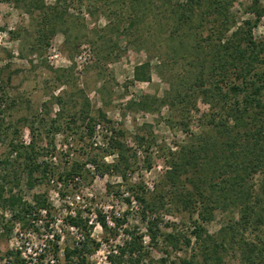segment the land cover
Masks as SVG:
<instances>
[{
	"label": "rangeland",
	"instance_id": "1",
	"mask_svg": "<svg viewBox=\"0 0 264 264\" xmlns=\"http://www.w3.org/2000/svg\"><path fill=\"white\" fill-rule=\"evenodd\" d=\"M250 1L233 0L231 12L237 23L249 16L246 8ZM260 2L264 5V0ZM70 13L78 15L86 28L72 31L66 44L63 35L56 33L45 45L39 43L26 14L11 3L0 2V161L10 160L6 168L0 165V186L4 197L11 193L31 202L34 195L44 194L50 204L48 215L40 212L37 219L13 220L9 206L0 200V264H67L65 248L85 241L81 228L69 230L65 224L63 219L69 210L79 213L91 227L83 264H109L107 255L117 250L125 238L123 229L146 233L141 205L132 198L130 204L124 200L130 193L128 188L140 192L135 186L141 184L150 200L166 169L168 151L182 144L189 133H199V118L207 112L201 100L196 101L197 111L184 117L179 109L170 106L168 98L162 102L170 90V77L182 72L181 64L168 62L162 66L158 59H150L145 51L136 50L115 33L106 36L102 27L107 20L102 15L91 18L83 10L80 14L74 10ZM253 33L256 37L264 34V17ZM96 50H101L99 56ZM106 52H110V58ZM146 61L149 81H135L134 67ZM140 101L146 105L140 107ZM84 109L88 119L93 117L95 125L100 126L94 128L91 136L88 119L83 118ZM99 111L109 124L100 119ZM111 127L124 133V140L135 154L127 182L113 173H99L89 162L94 156L106 163L112 161V156L102 157L100 149L106 144L110 135L106 130ZM135 135L143 136L147 142L139 145ZM20 143H31L38 153V162L45 163L50 172L45 177L43 173H33L32 187L22 160H15L10 154V145ZM73 163L80 167L77 180L61 181ZM259 179L254 177L256 182ZM61 192L66 196L61 198ZM232 213L237 219V214ZM232 213L215 211L212 220L201 225L218 239L219 229L227 226ZM99 216L110 227L112 219H124L125 223L110 234L100 227ZM159 216L161 232L184 235L191 243L171 249L163 237L153 244L144 237L147 262L158 264L165 257V250L169 261L196 254L190 234L196 214L189 216L166 203ZM49 234L54 235L53 240ZM241 234L254 238L250 230L240 231L237 236ZM222 255L224 264H240L233 243L226 246ZM195 260L202 263L199 256ZM72 264L80 261L74 258Z\"/></svg>",
	"mask_w": 264,
	"mask_h": 264
},
{
	"label": "trees",
	"instance_id": "2",
	"mask_svg": "<svg viewBox=\"0 0 264 264\" xmlns=\"http://www.w3.org/2000/svg\"><path fill=\"white\" fill-rule=\"evenodd\" d=\"M0 2L11 3L26 14L39 43L45 45L56 33L63 35L66 44L72 31L86 28L71 11L80 14L83 10L91 18L102 15L107 20L102 27L106 36L115 33L117 38L132 43L136 50L145 51L150 59H158L162 66L168 62L181 64L182 72L170 77V90L162 102L168 98L170 106L179 109L183 117L197 111V100L207 106V112L199 118V133H189L182 144L168 151L167 166L153 197L150 200L146 197L141 184L135 186L140 192L128 188L130 193L124 200L130 204L132 198L141 205L146 233L123 229L125 238L117 250L107 255L109 264H152L147 262L149 254L144 237L150 244L163 237L171 249L190 245L188 237L174 232L163 233L159 229V213L166 203L189 216L196 214L197 220L190 234L197 252L188 258L169 261L165 250V257H161L158 264H197L196 256L200 257L201 264H224L222 253L232 243L239 252L240 264H264V34L256 37L253 33L264 17V5L260 0L250 1L246 8L249 16L240 23L231 12L233 0ZM100 54L101 50L97 55ZM109 54L106 52L108 58ZM133 79L149 81L148 61L134 67ZM2 101L0 97V105ZM139 105L146 104L140 101ZM82 113L83 118L88 119L85 109ZM99 117L110 123L101 111ZM88 122L87 130L91 136L95 119L91 117ZM1 126L0 123V133ZM107 131L110 135L100 149L102 157L112 156V161L106 163L103 158L94 156L89 162L99 173H113L127 182L135 154L124 140L122 131L112 127ZM135 139L139 145L147 142L143 136L135 135ZM10 146L14 159L22 160L30 187L33 173H43L44 177L50 173L45 163L38 162V153L31 143ZM0 165L4 168L10 165L9 158L1 160ZM79 171L80 167L73 163L60 180L73 181ZM255 176L260 177L257 182ZM65 196L60 193L61 198ZM0 200L9 206L13 220L37 219L40 211L48 215L50 210L44 194H36L31 202H27L11 193L4 197L0 186ZM215 211L237 214L234 219L232 213L227 226L219 229L218 239L201 225L212 220ZM63 220L69 226L81 228L85 234V241L80 246L65 248L64 258L67 264H72L74 258L83 264V254L89 250L91 227L79 213ZM111 221L112 227L104 217H98L100 227L110 234H115L125 223L124 219ZM248 230L254 238L243 234L237 236L240 231Z\"/></svg>",
	"mask_w": 264,
	"mask_h": 264
},
{
	"label": "built area",
	"instance_id": "3",
	"mask_svg": "<svg viewBox=\"0 0 264 264\" xmlns=\"http://www.w3.org/2000/svg\"><path fill=\"white\" fill-rule=\"evenodd\" d=\"M99 127H100L99 124H96L94 128L98 129ZM74 180H77V178L75 177ZM77 198H78V197H77ZM40 212H41V214H43V215L45 214L44 211H40ZM67 216H72V217H73V216H75V214H74V212H73L72 210H69L68 213H67ZM59 221H60V220H59ZM61 221H63V220H61ZM65 224H66V223H65ZM66 225H67V227H68L69 230H76V229H77L76 227L69 226L68 224H66ZM48 237H49L50 240H53V239H54V235H53V234H49ZM28 249H29V248H28ZM17 253H18V256H20L21 253H20L19 251H18ZM22 256L24 257V255H22ZM22 262H23V260H21V263H22Z\"/></svg>",
	"mask_w": 264,
	"mask_h": 264
}]
</instances>
